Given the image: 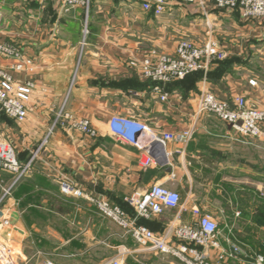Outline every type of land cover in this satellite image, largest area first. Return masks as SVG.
Listing matches in <instances>:
<instances>
[{
    "label": "crops",
    "instance_id": "0c3cea01",
    "mask_svg": "<svg viewBox=\"0 0 264 264\" xmlns=\"http://www.w3.org/2000/svg\"><path fill=\"white\" fill-rule=\"evenodd\" d=\"M65 1L0 0V44L16 45L36 63L34 73L16 72L13 59L0 54V66L15 80L36 82L24 121L0 112L1 137L20 161L40 148L20 180L0 173V189H10L0 205V240L13 249L16 263L110 264L119 257L146 264L159 254L102 216L94 199L107 198L133 215L128 198L155 183L177 191L181 204L139 224L172 231L193 223L197 206L218 221L224 247L229 240L248 245L246 240L262 238L264 139L244 137L218 117L199 114L198 102L203 91H210L230 102L243 95L264 109V20L215 9L210 0H172L160 16L145 11L144 0H89L88 8ZM86 18L89 35L83 47ZM181 38L200 45L215 40L226 57L212 63L193 89L183 93L166 87L169 98L161 100L154 83L130 61L153 48L171 54ZM61 110L90 119L97 136L89 137L70 120L57 124ZM131 114L151 128L141 145L121 140L110 128L113 116ZM185 130L193 131L188 141L163 144L152 136ZM149 156L155 161L145 165ZM63 181L86 196L64 193ZM4 217L7 225L1 224ZM241 256L228 264H256L255 257Z\"/></svg>",
    "mask_w": 264,
    "mask_h": 264
},
{
    "label": "built area",
    "instance_id": "2783aa9c",
    "mask_svg": "<svg viewBox=\"0 0 264 264\" xmlns=\"http://www.w3.org/2000/svg\"><path fill=\"white\" fill-rule=\"evenodd\" d=\"M67 5H89V0H66ZM172 0H144L142 7L145 11L160 16L165 13ZM215 9L239 10L242 17L264 20V0H210ZM88 14V13H87ZM88 33V20L85 22ZM84 45V42H83ZM0 54L4 58L13 59L11 69L16 72L34 73L35 61L24 55L19 47L10 43L0 44ZM226 53L221 50L215 40H208L200 45L188 38H181L177 42L175 51L171 54L158 49H150L141 60L130 61L136 67L138 74L145 80L154 83L153 91L159 99L166 100L169 93L164 91L166 85L175 80L183 79L191 72L208 71L214 60H223ZM255 81H251L254 84ZM34 78L17 81L9 71L0 66V112L6 116L22 122L28 115V103L35 90ZM198 113L211 114L222 121L229 123L239 134L247 138L264 139V109L250 103L243 95H237L233 100L219 99L210 91H203L198 102ZM70 120L71 126L79 129L89 137L97 136V129L88 118H74L63 110L58 114V120ZM56 121V122H57ZM2 121L0 118V128ZM110 128L121 140H129L135 145H141V136L150 132V125L144 122L140 115L131 114L125 117L116 115L111 118ZM1 130V129H0ZM151 134V132H150ZM161 143L176 139L188 141L193 131L185 130L182 133H164L155 135ZM40 148L34 152L26 163H20L13 145L4 141L0 134V173L13 175L15 182L24 177L32 168L37 159ZM149 156L145 165L154 162ZM61 189L64 193L78 197L86 196V192L74 184L63 181ZM8 189L4 196L8 195ZM128 203L133 207L134 214L128 213L119 205L112 204L107 198L94 199L100 214L111 219L122 229L129 233L136 243L146 250L153 251L178 260L181 264H226L236 260L246 253V244L241 241H228L229 246L224 247L220 241L221 229L215 217L204 213L199 207H194L193 223L178 224L165 233L151 230L139 224L140 219H151L167 209H175L181 204L180 194L165 186L155 183L145 192L132 195ZM7 218L1 224L7 225ZM248 255V254H247ZM256 264H264V254L255 256ZM0 264H17L13 249L0 240ZM54 264V263H49ZM110 264H128L123 259L115 257Z\"/></svg>",
    "mask_w": 264,
    "mask_h": 264
},
{
    "label": "rangeland",
    "instance_id": "374dc122",
    "mask_svg": "<svg viewBox=\"0 0 264 264\" xmlns=\"http://www.w3.org/2000/svg\"><path fill=\"white\" fill-rule=\"evenodd\" d=\"M86 22V21H85ZM85 22H84V25L82 27V45H83V42H84V45L83 47L85 46L86 47V43L88 42V35L89 33L86 34V28H85ZM88 29V28H87ZM60 123V121H57V124ZM11 175V174H9ZM9 177V176H8ZM8 190V186H5L4 187V190H1L0 189V205H2V203H4V201L6 200V198L8 197V195L4 196L5 195V191ZM264 239V233H262V238H255V239H249V240H246L247 244L250 246H246V253L248 254V257L246 259H253L255 257V253H263L264 254V248L260 247V244L262 243ZM241 256V255H240ZM241 257H244V256H241ZM245 258V257H244ZM146 264H181L178 260L172 258V257H168V256H165V255H154L153 257H150V259H147V261H145ZM220 264H223V263H220ZM228 264V262L226 263Z\"/></svg>",
    "mask_w": 264,
    "mask_h": 264
},
{
    "label": "trees",
    "instance_id": "16d2710c",
    "mask_svg": "<svg viewBox=\"0 0 264 264\" xmlns=\"http://www.w3.org/2000/svg\"><path fill=\"white\" fill-rule=\"evenodd\" d=\"M88 30H89V26H88ZM223 61L222 60H214L213 63L221 64ZM203 72H205V71L198 70V71L191 72L188 75H186L183 79H179V80H175L173 82H170L169 84L166 85V87H167V89H170V90L177 89V90L184 93L187 90H190V89H193L194 87H196V83L199 80H201V78L203 77ZM30 158H31V156H30ZM30 158H28V161ZM18 160L20 161L19 158H18ZM26 162L20 161V163H26Z\"/></svg>",
    "mask_w": 264,
    "mask_h": 264
},
{
    "label": "water",
    "instance_id": "95a60500",
    "mask_svg": "<svg viewBox=\"0 0 264 264\" xmlns=\"http://www.w3.org/2000/svg\"><path fill=\"white\" fill-rule=\"evenodd\" d=\"M86 21H87V18H86Z\"/></svg>",
    "mask_w": 264,
    "mask_h": 264
}]
</instances>
